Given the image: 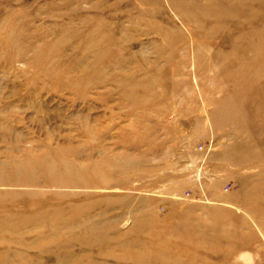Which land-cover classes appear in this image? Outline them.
<instances>
[{"label":"rangeland","instance_id":"rangeland-1","mask_svg":"<svg viewBox=\"0 0 264 264\" xmlns=\"http://www.w3.org/2000/svg\"><path fill=\"white\" fill-rule=\"evenodd\" d=\"M0 264H264V0H0Z\"/></svg>","mask_w":264,"mask_h":264},{"label":"bare ground","instance_id":"bare-ground-1","mask_svg":"<svg viewBox=\"0 0 264 264\" xmlns=\"http://www.w3.org/2000/svg\"><path fill=\"white\" fill-rule=\"evenodd\" d=\"M230 107V106H229Z\"/></svg>","mask_w":264,"mask_h":264}]
</instances>
